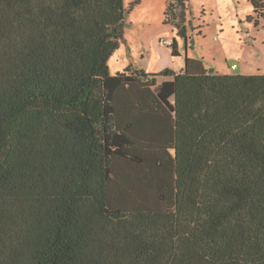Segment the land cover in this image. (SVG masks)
I'll return each instance as SVG.
<instances>
[{"label":"trees","instance_id":"obj_1","mask_svg":"<svg viewBox=\"0 0 264 264\" xmlns=\"http://www.w3.org/2000/svg\"><path fill=\"white\" fill-rule=\"evenodd\" d=\"M127 13L0 0V264H264V73L113 74Z\"/></svg>","mask_w":264,"mask_h":264},{"label":"rangeland","instance_id":"obj_2","mask_svg":"<svg viewBox=\"0 0 264 264\" xmlns=\"http://www.w3.org/2000/svg\"><path fill=\"white\" fill-rule=\"evenodd\" d=\"M124 0L127 8L124 38L109 60L113 74L132 67L138 72H157L165 67L180 70L187 54L203 60L219 73H264V17L249 20L253 9L248 0H187L186 40L178 28L165 23L171 0ZM179 42L182 56H175L164 40ZM237 65L236 68L233 66ZM164 77L158 76L162 81Z\"/></svg>","mask_w":264,"mask_h":264},{"label":"crops","instance_id":"obj_3","mask_svg":"<svg viewBox=\"0 0 264 264\" xmlns=\"http://www.w3.org/2000/svg\"><path fill=\"white\" fill-rule=\"evenodd\" d=\"M177 40V39H176ZM177 43H178V50H179V53H180V55H178V56H182L181 55V52H180V49H179V42H178V40H177ZM190 57V56H189ZM191 58H193V57H191ZM194 59H196V58H194ZM203 61V60H202ZM203 63H204V61H203ZM184 65H185V57H184V60H182V65H181V69L184 67ZM204 65H205V63H204ZM206 66V65H205ZM207 67V66H206ZM165 68H171V67H165ZM165 68H163L162 70H164ZM171 69H173V68H171ZM180 69V70H181ZM162 70H160V71H162ZM175 70V69H174ZM160 71H157V72H160ZM157 72H153V71H150V72H148V73H157Z\"/></svg>","mask_w":264,"mask_h":264},{"label":"built area","instance_id":"obj_4","mask_svg":"<svg viewBox=\"0 0 264 264\" xmlns=\"http://www.w3.org/2000/svg\"><path fill=\"white\" fill-rule=\"evenodd\" d=\"M172 43H173V40H164V41H163V44H165V45H167V46H171ZM233 67L236 68L237 65H234Z\"/></svg>","mask_w":264,"mask_h":264},{"label":"water","instance_id":"obj_5","mask_svg":"<svg viewBox=\"0 0 264 264\" xmlns=\"http://www.w3.org/2000/svg\"><path fill=\"white\" fill-rule=\"evenodd\" d=\"M210 72H214V68L213 69H209Z\"/></svg>","mask_w":264,"mask_h":264}]
</instances>
